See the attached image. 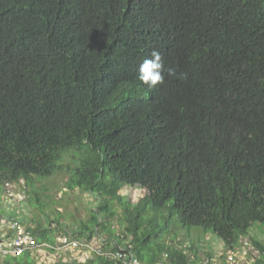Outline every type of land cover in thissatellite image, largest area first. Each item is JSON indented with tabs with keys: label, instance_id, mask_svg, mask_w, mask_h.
Masks as SVG:
<instances>
[{
	"label": "trees",
	"instance_id": "trees-1",
	"mask_svg": "<svg viewBox=\"0 0 264 264\" xmlns=\"http://www.w3.org/2000/svg\"><path fill=\"white\" fill-rule=\"evenodd\" d=\"M153 50L176 76L149 89L137 69ZM66 169L68 189L100 200L80 237H116L108 200L130 186L144 196L123 202V235L143 262L197 264L159 242L178 227L240 247L264 225V0H0V185ZM26 226L55 243L51 228Z\"/></svg>",
	"mask_w": 264,
	"mask_h": 264
},
{
	"label": "rangeland",
	"instance_id": "rangeland-1",
	"mask_svg": "<svg viewBox=\"0 0 264 264\" xmlns=\"http://www.w3.org/2000/svg\"><path fill=\"white\" fill-rule=\"evenodd\" d=\"M123 96H140L142 92L136 89L121 88ZM78 162V154L70 153L64 156L63 165L74 167ZM69 179V173L66 169L49 178L39 179L35 177L34 186L15 188L17 198L22 197L17 203L5 197L4 191L0 188V212L6 216L13 217L21 222H27L30 227L42 225L52 230V236L56 239L60 236H69L72 239L80 241H89L98 238V234H94L90 239L80 237V229L85 224L92 225L91 216L99 206L100 200L95 196L83 192L79 189H68L66 182ZM120 195L123 202H129L134 207L139 199L144 196V191L140 187L124 186L121 191L113 192L112 195ZM24 196V197H23ZM108 200L111 210L116 211L117 215L111 222V229L117 234H124L127 225L123 215V202L118 199ZM43 208H41V206ZM158 224L163 225V221L159 219ZM156 231L159 229L154 226ZM173 232L176 238L171 235H160V243H174L181 249L188 251L197 260V264H224L225 247L223 243L211 234H205L201 228L178 227ZM102 237H108L103 233ZM255 239L264 244V225L255 224L249 230V236L246 239ZM253 246V245H252ZM190 247L197 248L196 255L190 251ZM254 248V246H253ZM255 250L256 257H262L258 250ZM223 258V259H222ZM37 264H57L60 261L66 264L71 262L82 261L79 254L72 253H42L35 255L33 259ZM3 259L0 258V264Z\"/></svg>",
	"mask_w": 264,
	"mask_h": 264
},
{
	"label": "built area",
	"instance_id": "built-area-1",
	"mask_svg": "<svg viewBox=\"0 0 264 264\" xmlns=\"http://www.w3.org/2000/svg\"><path fill=\"white\" fill-rule=\"evenodd\" d=\"M24 181L18 183L6 182L0 187L5 197L14 203L22 200L17 198L16 187L24 185ZM24 197V196H23ZM79 254L82 261H89L95 257L105 258L113 264H173L165 253L161 260L154 263H146L140 260L133 251V245L129 237L117 234L114 238L102 237L87 242L72 239L69 236H60L54 244L38 242L33 233L19 220L6 216L0 212V258H17L26 253L34 259L35 255L48 252ZM49 252V253H50ZM227 264H255L256 254L249 239H243L241 246L225 251Z\"/></svg>",
	"mask_w": 264,
	"mask_h": 264
},
{
	"label": "clouds",
	"instance_id": "clouds-1",
	"mask_svg": "<svg viewBox=\"0 0 264 264\" xmlns=\"http://www.w3.org/2000/svg\"><path fill=\"white\" fill-rule=\"evenodd\" d=\"M165 72L169 77L176 76L175 68L165 69L161 53L153 50L150 57L144 58L137 69V79L146 85L149 89H154L163 84L165 80ZM183 77L184 74H181Z\"/></svg>",
	"mask_w": 264,
	"mask_h": 264
}]
</instances>
